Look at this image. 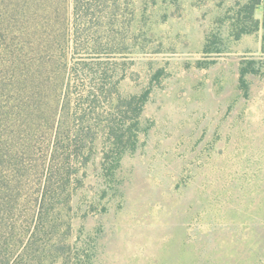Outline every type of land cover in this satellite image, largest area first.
Instances as JSON below:
<instances>
[{"label": "rangeland", "instance_id": "374dc122", "mask_svg": "<svg viewBox=\"0 0 264 264\" xmlns=\"http://www.w3.org/2000/svg\"><path fill=\"white\" fill-rule=\"evenodd\" d=\"M119 2L0 0V262L264 264V0Z\"/></svg>", "mask_w": 264, "mask_h": 264}, {"label": "trees", "instance_id": "16d2710c", "mask_svg": "<svg viewBox=\"0 0 264 264\" xmlns=\"http://www.w3.org/2000/svg\"><path fill=\"white\" fill-rule=\"evenodd\" d=\"M74 15H75V24L77 25L76 27V31L77 33L80 32V26L81 24H84V22H88V21H92L95 17L99 18L101 15H99L100 13L103 12L102 17H106L105 14L108 13V11H106L107 8H111V11L113 12V14L111 13V17L114 18V23L115 21H119V19H117L114 14L116 12L115 15H117L119 13V10L121 9V3L119 2V0H74ZM120 36H123V34H121V32H119ZM79 38H77L78 41ZM88 42H89V38ZM97 43L98 40L96 39ZM125 40L124 37H120L118 38V34L115 36V40L114 42L111 41L112 44H114V46L110 45L109 43H104L101 44L103 47L97 50V53L99 54H108L110 55L111 53L114 52H124V48H123V44H124ZM86 49V47L84 48ZM27 70H31V66H28ZM133 111H137V108H134ZM136 113V112H135ZM63 124L62 122L58 123L56 125V122L54 120L53 125H52V138H51V144H50V164L47 168V174L45 176V184H44V189L42 190V195L41 196V201H39V206L40 208L43 206V203L45 201V196L47 194V191L49 190V184L52 181L53 176H55V172H54V167L57 165V163L59 162V158H61L60 152L64 150V145H63ZM117 136V142H116V151L118 153V160L121 159L122 153H124L128 148L126 146H124L122 140L124 135L118 133ZM0 256H2V252H0ZM8 260L3 262V260H1L0 264H7Z\"/></svg>", "mask_w": 264, "mask_h": 264}]
</instances>
